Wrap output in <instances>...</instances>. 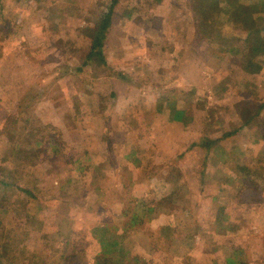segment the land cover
Segmentation results:
<instances>
[{"label": "rangeland", "instance_id": "374dc122", "mask_svg": "<svg viewBox=\"0 0 264 264\" xmlns=\"http://www.w3.org/2000/svg\"><path fill=\"white\" fill-rule=\"evenodd\" d=\"M109 1L1 0L0 55L8 59L3 60L0 69V141L7 146L0 151V264H177L183 256L190 259L183 254L192 244L199 246L193 262L201 264L208 262L211 254L219 257V248H226L221 256L232 254L235 242H240V248L233 252L238 264H248L250 257H257V264H260V259H264V153H259L255 168L238 169L232 163V151L231 155L225 156L218 142L207 146L208 141H217L224 131L239 124L240 101L252 103L251 108L264 102V90L257 87L264 83V67L257 72L251 71L249 65L242 64V69L238 67L249 50V43L242 38L245 30H258L252 13L234 16L226 5L227 10L221 11L217 23L210 27L201 22L186 23L192 16V0H118L114 5L112 28L108 34L111 38L117 32H125L129 35L125 37L129 40L125 42L126 46L141 47V38L136 36L145 26L158 39L156 49L160 45L168 48L173 44L171 39H175L181 43V49L188 47L194 54L199 53L193 59V70L179 73L181 86L172 91L164 85L154 84L153 71L137 68V76L146 85L153 84L154 89L157 88L156 94L160 95L161 101L165 98L179 101L183 108V111L180 109L183 121H179L190 123L191 128L176 123L168 125L166 120L155 117V112L167 111L164 101L152 103L149 108L141 107L144 116L141 115L139 141L143 140L144 146L141 148L140 143L137 144L142 150L141 169H127L126 175L131 173L130 181L137 178L138 173L150 180L154 178V189L159 196L141 200L133 195L131 187L120 206V216L107 214L115 211L113 208H119L117 204H110L117 202L113 198L115 193L109 194L108 199H99L97 184L84 188L79 184V167L75 168L74 163L69 162L74 154L80 153L78 148L75 150L74 140H64L60 129L39 124L26 110L31 102L22 100L21 104H13L16 88L10 81L11 76L16 81L28 76L27 70L22 72L17 59L39 56V53H35L36 56L24 54L29 47L24 34L30 27L34 25L43 33L44 45L51 51L42 57L44 64L38 62L39 57L35 59V71L30 75L40 79L47 75L52 81L56 66L60 67L61 73L67 72L66 76L71 70L76 71L74 63L79 60L75 58L81 52L77 50L79 40L75 35L81 33L90 38L95 35V20L102 11L108 10ZM247 3L251 9L255 7V0ZM259 25L264 29V22ZM219 31L222 33L218 35ZM63 34L67 35L64 40L56 39ZM39 41L34 39L31 45L37 47ZM263 43V38L259 39V45ZM152 44L149 42L145 48L152 49ZM60 46L63 56L58 52L60 50L55 51ZM102 62L103 54L102 57L94 55L87 73L93 71L104 75L106 69ZM155 62L153 57L145 64ZM137 63L141 67V60ZM72 76H69L70 80H73ZM76 78L86 80L89 77ZM167 78L163 76L162 81ZM34 87L38 94L49 88ZM154 89H131V95L137 98L151 93L154 99ZM98 96L103 101L104 98ZM83 105V108H91L89 101ZM263 117L264 107L260 118L253 123L252 137L249 134L241 140L231 137V143L249 145L253 139L264 136L256 134V130L262 129L260 125L264 126ZM126 120L124 122L129 125L140 122ZM118 121L121 124L122 120ZM192 143L195 145L191 146ZM85 149L82 147L83 151ZM130 160L139 166L138 155L132 153ZM93 170L94 179L104 178L99 167ZM235 174L245 176V183L242 180L234 182ZM44 176L47 177L46 184L35 186L33 182L38 177L39 182H43ZM165 179L181 185L178 198L164 194ZM81 182L85 183L83 178ZM21 189H29L30 195ZM107 203L109 208L103 211ZM44 228L49 232H42ZM93 235L107 236L110 251L95 257L91 249ZM198 238L201 244H198ZM223 241L226 243L222 244ZM212 261V264L216 262ZM187 262L185 260L184 264Z\"/></svg>", "mask_w": 264, "mask_h": 264}, {"label": "crops", "instance_id": "0c3cea01", "mask_svg": "<svg viewBox=\"0 0 264 264\" xmlns=\"http://www.w3.org/2000/svg\"><path fill=\"white\" fill-rule=\"evenodd\" d=\"M259 4L258 0H255V7ZM191 7V6H190ZM254 8L252 10H254ZM192 9V7H191ZM192 16L187 18L186 23L189 21L198 23V20L195 16V13L192 9L191 11ZM194 13V15H193ZM258 23V36L263 38L264 29L259 24L257 19L253 18ZM112 23L109 29L112 28ZM245 34L242 36L244 38V42L246 39L247 30H245ZM248 31H255V30H248ZM97 32V31H96ZM109 30L107 33V38L103 42V46L101 50H95L94 54L90 59H88V55L90 54L94 42V38L96 36L93 35L91 38L89 36H85L81 33H77L75 35L76 39L79 40V44L77 45V50L81 54L79 57L75 58L78 59L79 62L75 64V70H71V73H68L66 76L65 73H61L60 67L56 66L54 71L56 73L54 80H49L47 75L44 78L40 79L38 76L33 78L30 74L33 75L35 71V61L39 57V63L44 64V60L42 57L48 56L51 52L47 45H44L43 38L44 35L38 29H35V26L32 25L29 29V32L24 34V40H26L29 47L25 50L24 54L34 56L35 53H39V56L34 58L24 56V59H17L22 67V72L27 70L28 76L25 80L17 79L19 84L16 85L18 82L14 76L10 78L12 84H14L16 90L15 95L12 98H15V102L13 101L14 105L21 104L22 100L26 102H31V106L27 107L26 110L30 112L29 114L33 116V118L41 125H47L48 127H55L60 129L62 132V137L64 140H74V147L75 150L80 151L79 154H74V158L69 159V162L74 163V167H79V178H80V185L82 184V188L89 186L90 184H97L96 191L98 193L97 198L101 199H108L109 194H113V198L117 199V202L110 203L112 206H119L117 209L116 207L113 208L115 211L112 213L107 212V214L111 215H122L121 213V205L122 201L126 199V194L129 193L131 187L133 195L137 196V198H141V200H147L148 198L153 199L156 196V191L154 189V178L149 179L145 177L143 174H137V178L135 177L131 181L128 180L131 173L126 175L127 169L131 171V168L140 167L141 169V151L138 149V143H140L141 148L144 146V141H139L141 137V115L142 117L144 114L141 112V107H147L152 103L162 102L166 105L167 111H157L155 112L154 116L161 118V120H166L168 125L171 123L181 124L184 125L185 128L189 127L190 123L183 124L180 123L179 120L183 121L182 118H174L173 115H179L180 112L183 111L181 104H178L179 101H172V99L165 98L161 101L160 95L156 94V89H154V85L150 84L149 86L146 85L145 81L141 80L137 76V68H143L141 70L154 73L156 78V86L158 87H165L170 88V91L176 87H180V77L179 73L183 71L193 70L194 57H198L199 53H193V50L188 49V47L181 49L179 46L181 43L176 41L175 39H171L173 44H169L168 48H162L161 45L156 49V43H158V39L155 34H151L148 32L146 27L142 26L141 33H137V38H141V47L138 46H126V43L129 40H126L125 37H128L125 32H117L113 38L108 36ZM220 33H222L220 31ZM218 33V35L220 34ZM188 36V33H186ZM217 35V36H218ZM66 34H63V37H57L56 39L61 38L60 40H64ZM111 38L106 45V42ZM40 39L38 42L37 47H33L31 42ZM86 39L88 41H86ZM186 39V38H185ZM85 45H81L84 43ZM116 40H120L116 42ZM115 41V42H114ZM187 41V39H186ZM242 41V40H240ZM126 42V43H125ZM153 42L152 49L145 48L148 43ZM80 46V47H79ZM85 46V47H84ZM60 50V51H58ZM55 51L61 52L62 56L64 54L61 46L56 49ZM100 52V54H99ZM248 55L244 56L243 61L240 62L239 68L242 69V64L245 66H250L251 71L257 72L264 67V43L259 45L258 49L253 53V51L248 50ZM236 50H234V54ZM9 54V53H8ZM7 54V56H9ZM54 54V53H53ZM103 54V66L105 67L106 71L104 75L96 74L95 72L91 71L92 73H87V70L90 66H92V58L94 55H98L102 57ZM156 54H158L156 56ZM237 55V53L235 54ZM68 56H70L68 54ZM2 54L0 55V69L1 63L3 60H7V58H1ZM155 57L156 62L153 64H145V61H151V58ZM241 57V55H240ZM80 58V59H79ZM184 59V60H183ZM29 60V61H28ZM46 60V59H45ZM137 60H141V67ZM47 61V60H46ZM245 61V63H244ZM37 62V61H36ZM188 62V64H187ZM144 64V65H142ZM94 65V64H93ZM145 66V67H144ZM258 66V67H257ZM72 67V68H74ZM254 67V70L252 69ZM257 67V68H256ZM197 68V66L195 67ZM18 69V66L17 68ZM90 69V68H89ZM110 69V71H108ZM246 69V68H244ZM91 70V69H90ZM95 70L96 67H95ZM251 71H249L251 73ZM31 72V73H29ZM70 72V71H69ZM169 73V75L167 74ZM16 75V74H15ZM73 75V80H70L69 76ZM84 76H88L89 80L78 79ZM141 75L143 73L141 72ZM179 75V76H178ZM163 76H168V78L162 81ZM32 77V78H31ZM158 84V85H157ZM41 87L47 88L46 92L43 91V94H38V90L34 87ZM169 85V86H168ZM187 86V83L186 85ZM138 87V88H135ZM256 87V86H254ZM257 87L264 90V83L258 85ZM130 88V89H128ZM154 89L155 98H151V93H145V97L138 96L137 98L132 97L131 89ZM182 89H187L183 87ZM177 91V90H176ZM32 92V94H31ZM149 92V91H147ZM98 94H100L103 99L99 98ZM34 97V100H33ZM114 97V100L111 99ZM111 99V102H107V99ZM86 101L90 102L91 108H83L85 105L82 106L83 103ZM242 101L239 102V104ZM178 104V111L175 109ZM182 111H181V110ZM156 110H159L157 108ZM164 110V108H163ZM180 110V111H179ZM173 112V113H172ZM153 115V114H152ZM238 116V115H237ZM126 119H137L138 123H131V125L126 124L124 121ZM239 119V117H238ZM118 120H122L121 124H119ZM240 123V119H239ZM264 124V123H263ZM144 126V125H143ZM239 124L234 129H229L224 131L222 134H225L229 131L234 130V133L230 136L225 138H220L221 135L218 137V145L222 146L223 155H231V151L233 152V161L234 168H255L254 162L258 161L259 153H264V136H259L257 139H253V143H249V145L245 143H231V137H234V140H241L243 136H246L254 130L253 124L248 127L236 129ZM262 129H258L259 131L256 134L261 133L264 135L263 125H260ZM150 129V128H149ZM155 127L153 128L154 131ZM1 133V131H0ZM89 136V137H88ZM114 136H116L114 142ZM256 136V135H253ZM252 137V136H250ZM83 140L87 142H83ZM193 138H191V142H193ZM216 140V139H214ZM118 144H117V143ZM258 142L261 144L258 145ZM11 144V143H7ZM262 145V146H261ZM6 147V144L1 143L0 141V151ZM82 147L86 148L85 151L82 150ZM263 147V149H259ZM76 153V152H75ZM134 153L139 157V166L133 165L130 156ZM109 157V159H107ZM1 159V158H0ZM73 160V161H72ZM77 160V162H76ZM82 161L81 165L78 164ZM133 161V159H132ZM138 162V161H137ZM101 170L102 177H98V179H94V168H98ZM117 169H119V173H116ZM113 170V172H112ZM125 174H122V173ZM139 175V176H138ZM43 178V177H42ZM84 179V184L81 182V179ZM39 179V177H38ZM36 179L33 183L35 186L39 184L44 186L45 181L47 179L46 176L43 178V182H39ZM234 182L239 183L242 180V183H245L246 178L241 174H235ZM135 180V182H134ZM131 186H129L130 183ZM230 182V181H226ZM31 183V184H33ZM173 183L172 180L165 179V187L166 189L163 191L165 193H170L172 190L171 184ZM139 189V190H138ZM29 190V189H28ZM86 190V189H85ZM136 191L139 194H136ZM141 191V192H140ZM125 192V193H123ZM109 195V196H108ZM171 195V193H170ZM130 196V195H129ZM47 198H50L47 196ZM52 198V197H51ZM148 199V200H150ZM109 203L102 209L103 211L108 210ZM160 216V215H159ZM159 227L161 225H158ZM49 229H43L42 232H49ZM110 230V229H109ZM250 230V229H249ZM93 244L92 250L95 257H97L101 252H109L111 248V244L109 239L106 237H102L99 235H93ZM225 238V237H223ZM221 238L222 240H225ZM198 244L200 240L198 238ZM226 243L223 241L222 244ZM201 244V243H200ZM218 243V245H222ZM240 242H235L233 245V252H237L236 249L240 248ZM195 244H192L188 248V251L183 254L189 256L190 259L184 258L181 262L177 261V264H184L185 260H187V264H194L193 257H195V252L199 249V246L194 247ZM244 246V245H242ZM226 249V248H225ZM225 249H220L219 257L216 254H211L212 260L216 262L214 264H238L235 259V255L232 254H221L225 251ZM217 250V253L219 252ZM201 253V252H200ZM249 257V254L247 255ZM92 258V257H91ZM210 258V260H211ZM205 261V263L201 264H212L211 261ZM197 262V261H195ZM213 262V261H212ZM248 264H257V257H250L247 260ZM260 264H264V259H260Z\"/></svg>", "mask_w": 264, "mask_h": 264}, {"label": "trees", "instance_id": "16d2710c", "mask_svg": "<svg viewBox=\"0 0 264 264\" xmlns=\"http://www.w3.org/2000/svg\"><path fill=\"white\" fill-rule=\"evenodd\" d=\"M159 1V0H158ZM248 0H192V9L195 13V16L198 20V22H201L202 24L209 25L210 27L213 26L212 24L217 23V16L218 14L223 11L227 10L225 7H229L230 11L234 16H243L249 13L253 14V17L258 20L259 23L264 21V0H258L259 4L257 7L252 10L250 8V4L247 3ZM118 2V0H110L109 1V7L108 10L102 11L97 19L95 20V26H96V36L94 38L92 50L90 54L88 55V59L92 57L95 50H101L103 46V41L106 38V35L108 33L109 27L111 25V15L114 5ZM1 4V0H0ZM224 5V6H223ZM219 30V29H218ZM217 30V31H218ZM220 33V31L218 32ZM256 35H258L257 31H248L246 34L245 42L249 43V50L253 51V53L258 49L259 47V36L257 39ZM100 54V52H99ZM241 105H244V108L241 109ZM252 103H249L248 101H242L238 106V117L240 119L239 126L236 129L245 128L250 126L255 122L256 119L260 118V112L262 108L264 107V102L259 105L257 108H251ZM179 115H173L174 118H179ZM181 118V117H180ZM264 122V117L262 118ZM234 133V130L229 131L225 134H222L220 138H225L227 136H230ZM200 142V141H199ZM216 141H208L207 146H211ZM195 145L194 143L191 144ZM180 184L173 182L171 184L172 190L170 191L173 198H178V192L180 190ZM22 192L27 193L30 195V191L27 189H21Z\"/></svg>", "mask_w": 264, "mask_h": 264}]
</instances>
